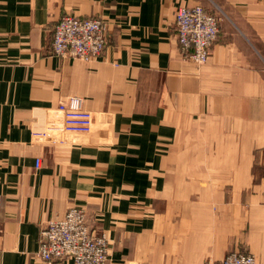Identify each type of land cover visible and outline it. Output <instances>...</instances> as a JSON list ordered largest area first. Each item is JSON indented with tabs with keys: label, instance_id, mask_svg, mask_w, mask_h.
I'll list each match as a JSON object with an SVG mask.
<instances>
[{
	"label": "crops",
	"instance_id": "crops-1",
	"mask_svg": "<svg viewBox=\"0 0 264 264\" xmlns=\"http://www.w3.org/2000/svg\"><path fill=\"white\" fill-rule=\"evenodd\" d=\"M194 5L222 19L204 65L177 38ZM67 14L105 21L101 57L53 54ZM73 96L94 131L37 141ZM0 195V264H74L38 254L72 207L107 234V264H264V0H0Z\"/></svg>",
	"mask_w": 264,
	"mask_h": 264
},
{
	"label": "built area",
	"instance_id": "built-area-1",
	"mask_svg": "<svg viewBox=\"0 0 264 264\" xmlns=\"http://www.w3.org/2000/svg\"><path fill=\"white\" fill-rule=\"evenodd\" d=\"M177 38L185 57L204 65L221 31V17L202 5L182 6L175 12ZM108 27L100 18L62 17L54 28L52 51L62 58L90 61L103 55L108 44ZM95 117L84 107L81 97L73 96L48 110L47 124L33 137L43 143H66L70 136L94 131ZM37 160V167L41 165ZM3 197L0 195V209ZM40 258L46 262L70 259L74 264H107L109 238L104 231H93L87 211L72 207L64 217L49 220L39 237ZM209 264H259L252 254L231 252L221 262Z\"/></svg>",
	"mask_w": 264,
	"mask_h": 264
},
{
	"label": "rangeland",
	"instance_id": "rangeland-1",
	"mask_svg": "<svg viewBox=\"0 0 264 264\" xmlns=\"http://www.w3.org/2000/svg\"><path fill=\"white\" fill-rule=\"evenodd\" d=\"M203 6V5H202ZM203 7H205V6H203ZM206 8V7H205ZM210 8H211V6H210ZM207 9V8H206ZM208 11H210L209 9H207ZM211 12V11H210ZM211 13H213V12H211ZM213 14H215V15H217V16H220V15H218V13H213ZM222 20V19H221ZM72 136H70L69 138H71ZM55 219V218H54ZM51 220V219H50Z\"/></svg>",
	"mask_w": 264,
	"mask_h": 264
}]
</instances>
